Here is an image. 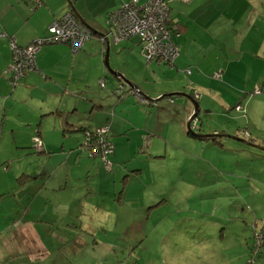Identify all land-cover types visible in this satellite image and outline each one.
I'll return each mask as SVG.
<instances>
[{
	"label": "rangeland",
	"instance_id": "obj_1",
	"mask_svg": "<svg viewBox=\"0 0 264 264\" xmlns=\"http://www.w3.org/2000/svg\"><path fill=\"white\" fill-rule=\"evenodd\" d=\"M122 1L109 10L107 15L110 13L112 16L120 8ZM166 1L169 6L170 0ZM84 3L81 0V4ZM43 6L37 15L30 14L26 20L20 18L16 10L11 11L6 20L10 24L9 29L20 24L23 30L35 29L40 22V15H46L45 4ZM29 7L32 12L36 7L35 2L29 3ZM65 11L72 13L71 8ZM170 19L174 20L171 16ZM86 26L90 29L87 24ZM101 26L105 29L104 33L108 31L107 17L101 20ZM46 33L47 29L31 40ZM48 35H52V32ZM133 35L134 33L119 40L114 35L112 37V33L108 34L110 42L116 44H110L108 65L104 64L103 51L100 55L107 75L100 73L95 78L96 89H116L120 83L130 84L123 79L122 72L114 75V68L109 60L112 54L119 62L133 58L130 52L121 55L123 45L118 44ZM12 39L15 40V37L10 35V52ZM137 43L142 63H155L156 61L146 62L142 39L137 37ZM46 45L54 49L56 42L43 43L40 48L44 49ZM55 55L53 53V57ZM12 64L11 54V60L2 67V73L7 77V88L0 90V264H264V243L262 235H257L259 232L264 235V149L255 148L257 154L250 158L246 152L227 148L219 142L221 140L228 146L242 147L247 144L234 138L235 135H264V127H260V132L251 125L256 126L264 121V113L259 112L263 106L259 105L260 100L253 101L252 107L248 104L236 108L242 93L236 94L232 90L226 91L218 87L209 88V85L201 87L202 107L197 120H201L204 131L200 134L203 137L195 141L179 134L170 142L167 153L168 158L173 157V161L169 160L172 162L171 168L175 167L169 179L158 173L155 175L161 178V182L164 181L169 202L177 206L170 209V217L175 220L172 233L163 232L167 217L166 210L160 205L147 210L145 207L138 209L136 204L131 205L129 202V213L120 216L122 222L100 225L95 219L98 220L103 215L98 214L102 210L89 207L85 202L81 203V198L72 209L75 223H72V219L64 224L67 217L63 223L56 225L45 221L51 215L50 204L44 199L46 188L40 192H32L38 190L45 181L32 178L36 170L45 169L49 184H58L63 180L67 184L66 193L78 190L73 196L79 195L85 186L93 190L97 183L87 181L86 176L74 177L73 156L67 157L74 148L69 144L59 143L56 115L51 111L41 115L37 108L43 102L39 95L42 84L37 85V98L30 96L28 87L22 81L25 74L15 82L10 80L12 73L9 67ZM123 67L127 68L128 65L125 63ZM185 68L190 67H184L183 70ZM131 69L136 77L141 78L140 70ZM38 72L44 73L41 70ZM180 73L184 79L180 84L182 85L188 81L189 76L185 77ZM173 76L163 71L160 74L148 71L142 77V86L152 87L157 79L169 81ZM88 80L91 82V77ZM81 84L80 89H86V82ZM194 88L200 92L198 88ZM141 92L145 94L142 90ZM156 93L157 96L161 95V92ZM259 93L264 94V91ZM156 95L150 98L155 99ZM252 96L256 97V93ZM158 97L156 101L149 99L148 103H144L135 94L140 103L148 105L147 108L158 106L161 97L168 98L165 94ZM251 108L252 112L249 111ZM192 113L193 111L191 115ZM104 124L109 127L108 122L97 126ZM211 128H223L230 135L208 142V136H204V133H208ZM220 129L218 132H221ZM243 138L251 145L255 142L248 137ZM39 147L45 148V151H41ZM57 150L65 153H54ZM120 177L119 186L121 182H125L126 176ZM143 177L151 180L152 175ZM130 180L128 178L127 182L130 183ZM135 186L138 187L136 181ZM128 191V194H132L133 188L129 187ZM33 198L35 200L32 202ZM118 212L121 210L117 209L114 215H118ZM138 214H143L141 223L135 217ZM36 218L40 220L37 221ZM101 226L104 228H100ZM57 232L62 235V241L57 239ZM40 248H45V253L31 258L30 254L40 252Z\"/></svg>",
	"mask_w": 264,
	"mask_h": 264
},
{
	"label": "crops",
	"instance_id": "obj_2",
	"mask_svg": "<svg viewBox=\"0 0 264 264\" xmlns=\"http://www.w3.org/2000/svg\"><path fill=\"white\" fill-rule=\"evenodd\" d=\"M34 1L0 0V90L7 88V77L2 73V67L11 60L8 43L10 35L15 37L19 45L28 43L35 35L46 32L48 24L68 8L91 28L90 37L77 51H73L65 41L56 42L54 49L48 47L49 45L44 49L40 48L36 56V69L26 73L22 79L29 89L30 96L35 98L37 85L42 84L39 95L43 102H40L37 108L41 115L50 111L56 115L59 143H66L74 148L67 154L68 158L73 156L74 177L86 176L87 181L97 183L93 190L85 186L79 195L73 196L78 190L66 193L67 184H64L63 180L58 184H49L45 169H37L32 178L45 181L38 190L32 192H40L46 188L44 199L50 204L51 215L46 217L45 221L58 225L68 217L64 224H68L72 219L74 224L72 209L81 198V203L85 202L89 207L102 210L98 214L103 215L98 220L95 219L96 223L115 225L122 222L121 214L129 213L128 206L130 207L131 202V205L136 204L138 209L145 207L148 210L158 205L164 207L167 224L163 232L172 233L175 220L170 217V209L173 210L177 206L169 202L164 181L161 182V178L155 175L158 173L169 179L175 167L171 168L172 162L169 160L173 161V157L168 158L167 153L170 142L179 134L195 141L203 137L200 134L204 131L200 118L197 120L198 131L194 133L187 127V121L194 111L193 101L197 102L196 117L201 110V87L209 85V88L218 87L226 91L232 90L236 94L242 93L238 101L241 107L248 104L252 107L253 101L260 100L259 105L263 106L259 112L264 113V94L256 93V97L252 96L255 95L252 92L255 86L264 91V0H170L171 17L178 24L177 30L172 32V38L179 48L172 64L155 62L144 65L137 52L139 45L135 35L118 42L123 45L121 55L130 52L133 58L119 62L112 54L109 61L114 68V75L122 72L123 79L131 83L129 85L139 86L149 97L156 95V92H161L162 96L171 95L172 98L161 97L158 106L151 108L137 101L132 94H119L115 87L104 90L95 87V78L105 72L100 55L104 47H108L109 58L110 44H116L110 42L111 39L103 33L100 35L105 30L101 26V20H105L108 11L117 7L121 0H84V5L81 0H40L31 12L29 3ZM42 3L45 4L46 15H40V22L35 29L23 30L21 24L12 30L9 29L10 24L6 23V20L11 11L16 10L17 15L26 20L30 14L37 15L44 8ZM53 53L56 54L55 57ZM125 63L127 68L123 67ZM187 66L191 69L190 73L183 70ZM131 68L140 70L141 78L136 77ZM40 70L44 73H39ZM148 71L151 74H160L163 71L167 75H174V78L169 81L157 79L155 86L143 87L142 77ZM214 71L220 73L219 77L214 76ZM180 72L185 77L189 76L188 81L182 85L180 84L184 79ZM90 77L91 82L88 80ZM82 82H86V89H80ZM110 111H113V114H110ZM249 111L252 112V108ZM106 122L109 123L108 138L114 143L110 154L112 168L109 171L103 168L97 156H90L80 145L82 128H93ZM251 125L260 131V127H264V121L256 126L252 123ZM219 129L211 128L204 136L207 137ZM220 131L217 133L218 139L228 136L225 133L229 131L223 128ZM147 134L149 138L145 139ZM40 135L42 136L41 132ZM243 137L264 146V135ZM207 139L208 142L211 140L209 137ZM219 142L222 146L239 149L247 154L248 151L258 148L246 141L243 142L247 145L242 147L228 146L221 140ZM40 150L45 151V148ZM54 153L65 152L57 150ZM121 175L126 178L119 186L118 179L122 178ZM144 175H152L151 180L145 179ZM128 178L131 179L130 183L127 182ZM135 181L138 187L135 186ZM129 187L133 188L132 194H128ZM34 200L35 198L32 202ZM117 209L121 212L115 216ZM135 217L141 223L143 214ZM100 228L103 229L104 226ZM56 237L62 241V235L58 232ZM38 251L40 252H31L30 257L45 253V248Z\"/></svg>",
	"mask_w": 264,
	"mask_h": 264
},
{
	"label": "built area",
	"instance_id": "obj_3",
	"mask_svg": "<svg viewBox=\"0 0 264 264\" xmlns=\"http://www.w3.org/2000/svg\"><path fill=\"white\" fill-rule=\"evenodd\" d=\"M34 2L37 4L39 0ZM169 8L166 0H123L120 8L112 16L110 13L107 15L108 31L103 35L108 37V34L112 33V37L114 35L115 39L120 40L134 33L145 44L143 55L146 62L166 61L172 64L179 48L171 36V32L176 30L177 22L170 19ZM51 32L52 35L49 36L48 33ZM90 35L91 30L85 23L76 19L71 12L65 11L49 23L46 35L33 39L28 45H17L12 39L10 42L13 64L9 67V71L12 73L10 80L15 82L17 78L36 68V55L43 43L67 41L72 50L77 51ZM184 71L190 73V68H185ZM219 75L217 71L214 72V76L219 77ZM101 84H103L102 81ZM126 88L127 90H124ZM127 91L136 94L141 102H149V98L141 92L138 86L120 83L116 88V92L119 94L127 93ZM261 91V87L258 86L252 92L259 93ZM168 98H172L171 95H168ZM151 99L156 101L158 97ZM235 107L240 108L241 104L237 103ZM191 119L190 125L193 128L197 127V117L193 116ZM96 130L98 135L103 134L106 132L107 126H99ZM89 134L87 131L88 140ZM84 142L87 141L84 140ZM111 146L109 142H103L100 148V157L106 168H109L111 164L107 159V153L111 150ZM257 235H262L261 238L264 243V235L261 232Z\"/></svg>",
	"mask_w": 264,
	"mask_h": 264
},
{
	"label": "trees",
	"instance_id": "obj_4",
	"mask_svg": "<svg viewBox=\"0 0 264 264\" xmlns=\"http://www.w3.org/2000/svg\"><path fill=\"white\" fill-rule=\"evenodd\" d=\"M75 13L72 11V15H74ZM75 17H77L76 15H74ZM78 18V20H81V22H84L81 18H79V17H77ZM177 26H178V24H177ZM177 28L178 27H176L175 29L177 30ZM175 30V31H176ZM173 32V31H172ZM172 32H171V36H172ZM173 39V38H172ZM32 41V40H31ZM30 41V42H31ZM30 42H28V43H30ZM28 43L27 44H25V45H28ZM105 47H104V50H103V58H104V54H105ZM163 62H166V61H163ZM124 90H127V88L126 89H124ZM127 93H129V94H132V95H134L135 96V94H133V93H131V92H128L127 91ZM161 95H162V93H161ZM161 95H158V96H161ZM157 95H156V97H158ZM150 100H152L149 96H147ZM137 100V99H136ZM138 101V100H137ZM101 126H107L106 124H104V125H101ZM99 126H95V127H93V128H82V138H81V140H80V145H82V149H85L86 151H87V153H89V154H91L92 156H97L99 159H100V161H101V163H102V166H103V168L105 169V170H107V171H109V170H111V168H112V161L110 160V154H111V152L113 151V148H114V143H113V141L110 139V138H108V130H109V127L107 128V130H106V132L105 133H103V134H100V135H98L97 134V130H96V128H98ZM192 126H190L189 127V130L190 131H192V132H194L195 133V131H198V127H195V128H191ZM89 132L90 134H89V140L87 139V137H86V132ZM217 132L218 131H216V133H213V134H211V135H207L209 138H211V139H214V138H218V135H217ZM207 137V138H208ZM145 139H147V135L145 136ZM84 140H86L87 142H84ZM238 140H240V139H238ZM103 142H109L112 146H111V150L107 153V159L111 162V164H110V166H109V168H106L105 167V165H104V161L101 159V153H100V148H101V146L103 145ZM246 148H248V149H251V147H249V146H245ZM258 147V146H257ZM258 148H260V147H258ZM41 149V148H40ZM247 153V152H246ZM248 153L249 154H247L250 158H252L253 156H254V154H257L256 153V151H255V148L252 150V151H248ZM255 229V228H254Z\"/></svg>",
	"mask_w": 264,
	"mask_h": 264
},
{
	"label": "water",
	"instance_id": "obj_5",
	"mask_svg": "<svg viewBox=\"0 0 264 264\" xmlns=\"http://www.w3.org/2000/svg\"><path fill=\"white\" fill-rule=\"evenodd\" d=\"M89 26V25H88ZM90 27V26H89ZM91 29V28H90ZM103 34H105L104 32H102ZM60 42V41H59ZM65 42H67V41H65ZM103 61H104V64L105 65H108V49H107V47H106V52H105V54H104V58H103ZM131 84V83H130ZM185 95H186V93L185 92H183ZM194 102V111H193V113H192V115L190 116V119L193 117V116H195V112L197 111V102L196 101H193ZM190 119H189V121H187V127L189 128V126H190ZM226 135H230V134H228V133H225ZM234 138H236V139H240V140H243V141H246L243 137H240V136H237V135H235L234 136ZM255 143H253L252 145H254ZM257 145V144H256ZM255 145V146H256ZM258 147H260V148H262V149H264V146H258Z\"/></svg>",
	"mask_w": 264,
	"mask_h": 264
},
{
	"label": "bare ground",
	"instance_id": "obj_6",
	"mask_svg": "<svg viewBox=\"0 0 264 264\" xmlns=\"http://www.w3.org/2000/svg\"><path fill=\"white\" fill-rule=\"evenodd\" d=\"M170 6V5H169Z\"/></svg>",
	"mask_w": 264,
	"mask_h": 264
}]
</instances>
